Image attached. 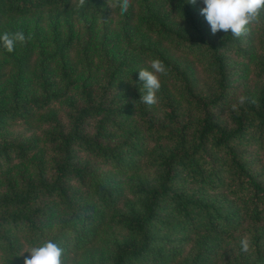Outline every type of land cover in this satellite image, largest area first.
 <instances>
[{
  "label": "trees",
  "instance_id": "1",
  "mask_svg": "<svg viewBox=\"0 0 264 264\" xmlns=\"http://www.w3.org/2000/svg\"><path fill=\"white\" fill-rule=\"evenodd\" d=\"M111 3L0 0V34L26 37L12 53L0 46L2 258L17 257L22 240H52L62 264H80L78 249L89 253L83 264H264V30L213 35L202 0H131L123 15ZM89 17L101 34L75 36L72 22ZM228 50L259 80L236 111L225 99L236 72ZM156 58L167 74L149 106L138 71ZM16 120L44 127L46 169L39 157L34 172L18 169L35 139L3 135ZM78 151L105 169L77 161ZM78 188L98 210L75 203ZM56 209L65 215L50 220ZM103 220L123 235L95 246Z\"/></svg>",
  "mask_w": 264,
  "mask_h": 264
},
{
  "label": "rangeland",
  "instance_id": "2",
  "mask_svg": "<svg viewBox=\"0 0 264 264\" xmlns=\"http://www.w3.org/2000/svg\"><path fill=\"white\" fill-rule=\"evenodd\" d=\"M92 17H89L88 19H84L83 21H74L72 22L71 26L73 28L74 35L77 37H81L84 34H86L88 31H94L96 33V38L101 34L102 32V21L99 19V17L94 18L92 20ZM94 26V30H91L89 28V25ZM114 25V21L111 23ZM42 25H46L45 22L42 23ZM261 25V26H260ZM260 28V29H259ZM259 29L258 32H263L264 30V21L260 20L259 17L256 21H254L252 24L249 25V31H255ZM241 46L243 44L240 43ZM226 61L230 65L231 68L236 69V72L230 75V87L227 94L226 104H232L236 101H238V97L250 94L254 87L259 83L258 78L255 77V75L252 73L251 68L247 67V60L246 56H240L233 53L231 50H228L226 53ZM44 127L42 125L38 126H27L23 122L16 120L13 122H7V124L4 127V132L2 133L8 138H15L20 141H32V145L30 148V151L28 152V158L29 160L26 162H23L19 166V170L23 169L24 166H26V169L28 168L27 172H31L33 170L34 160H36L37 157L40 158V165L43 167V169H46L49 164V157H50V150L47 146V144L42 140V131ZM31 156V157H30ZM76 160L80 162H87L90 165H93L97 167L98 169L104 170L105 167H103V163H101L99 160L91 157L85 152L78 151L76 155ZM34 172V170H33ZM125 179V178H123ZM75 184L74 182L71 183V186ZM123 183L121 184V186ZM80 190L79 194L81 196L80 200H76L78 198L74 197L75 203H78L80 206H83L84 208H88L89 206L93 207L92 205H96L94 209L98 210L100 206L97 205L94 198L86 195L83 189ZM123 196L128 195L127 191L123 190L122 193ZM121 205L120 199L116 203V206ZM74 208V207H73ZM65 215L64 210L56 209L54 214L49 217L50 220H55L59 217H63ZM237 229L233 231V236H236V238L241 239L246 237V233L244 234H237ZM123 235L122 231H119L118 229H115L114 226L108 225L107 223L103 221L100 222L97 229V236L96 239V245L99 243H103L102 245H105L106 240H110L112 238H120V236ZM236 238H230L229 237V231L225 235V238L223 239V248L222 252L231 253V245L234 243V240ZM22 246L18 250V256L17 257H10L9 262L10 264H23V260L29 256L28 250L34 247L33 245L26 243V241L22 240ZM90 245V244H89ZM89 245H86L89 246ZM99 247V246H98ZM85 252V253H84ZM89 253H87V250L85 249H78L77 253L71 254L69 253V256H73V260L80 264H83L87 260V256ZM225 256V255H224ZM1 260L5 261V258H2V255L0 254V264ZM5 261L4 264L9 263Z\"/></svg>",
  "mask_w": 264,
  "mask_h": 264
},
{
  "label": "clouds",
  "instance_id": "3",
  "mask_svg": "<svg viewBox=\"0 0 264 264\" xmlns=\"http://www.w3.org/2000/svg\"><path fill=\"white\" fill-rule=\"evenodd\" d=\"M85 0H79L82 6ZM188 3L195 5L197 0H188ZM131 0H112L111 9L120 8L121 15L127 13ZM204 5L199 10L210 31L215 35L218 31L231 33L233 37L239 38L249 31V25L258 19L262 10H264V0H202ZM26 42L25 34L22 31L13 33L4 32L0 34V46L8 52L15 51L16 45ZM151 70L142 68L138 71V79L143 82L142 87L145 92L140 96V101L146 105H155L157 103L156 93L161 87L160 76L166 75L164 63L156 58L149 61ZM245 97H238L237 103L231 105L233 111L238 109V104L245 102ZM241 250H249V241L247 238L240 240ZM29 256L23 260V264H62L63 249L52 240H45L40 245L28 250Z\"/></svg>",
  "mask_w": 264,
  "mask_h": 264
}]
</instances>
